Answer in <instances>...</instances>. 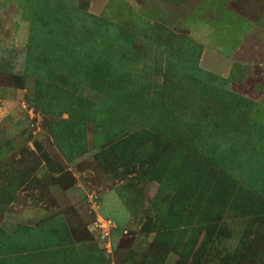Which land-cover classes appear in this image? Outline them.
<instances>
[{"label": "rangeland", "instance_id": "obj_1", "mask_svg": "<svg viewBox=\"0 0 264 264\" xmlns=\"http://www.w3.org/2000/svg\"><path fill=\"white\" fill-rule=\"evenodd\" d=\"M0 264H264V0H0Z\"/></svg>", "mask_w": 264, "mask_h": 264}, {"label": "trees", "instance_id": "obj_2", "mask_svg": "<svg viewBox=\"0 0 264 264\" xmlns=\"http://www.w3.org/2000/svg\"><path fill=\"white\" fill-rule=\"evenodd\" d=\"M121 34H119V40L117 39V45L118 48H120L122 45L127 47L128 45L131 44V39L128 38L127 34L125 33V31L121 30ZM124 49L125 48H121V50H118V52L116 54H111L109 52V49H105L103 50V52L101 51V60L102 62H98L95 63V68L104 76V84H103V89H104V93L105 95H109L111 92H116V93H122L123 91L126 92L127 89V85H128V81L131 80L132 78V71L129 69L130 65H129V61L133 60V55H132V48L131 50H126V52L124 53ZM135 52V51H134ZM184 54L181 53L177 58L176 61H181L182 59H184ZM123 58V59H122ZM114 60H119L120 62L117 64L118 66L114 67L113 61ZM133 62V61H132ZM101 63V64H100ZM131 64V63H130ZM132 65V64H131ZM170 69L173 70L172 72V76L173 78H175L174 76H177V72L179 71L177 69L176 66H173V68L171 67ZM170 70V71H172ZM175 71V72H174ZM192 77L194 79L195 76L192 75ZM198 85L197 87V93L202 92L205 89L203 85L200 82H197ZM200 86V87H199ZM141 87V85H140ZM204 92V91H203ZM139 94L136 90L133 92H126L125 97H128L130 99V103H131V98H136V95ZM124 95V94H123ZM226 108V107H225ZM227 109V108H226Z\"/></svg>", "mask_w": 264, "mask_h": 264}]
</instances>
